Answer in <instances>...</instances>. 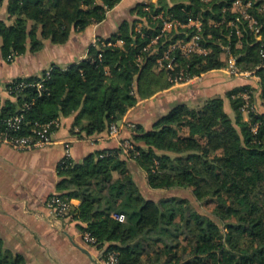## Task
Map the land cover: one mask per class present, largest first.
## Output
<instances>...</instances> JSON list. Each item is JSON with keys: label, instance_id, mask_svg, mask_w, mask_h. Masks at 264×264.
Wrapping results in <instances>:
<instances>
[{"label": "trees", "instance_id": "1", "mask_svg": "<svg viewBox=\"0 0 264 264\" xmlns=\"http://www.w3.org/2000/svg\"><path fill=\"white\" fill-rule=\"evenodd\" d=\"M142 1L135 3L115 33L89 46L85 59L67 69L51 66L41 90L26 87L9 94L15 102L0 106V125L22 114L21 134L32 135L39 125L74 115L71 133L77 138L108 132L138 102L171 88L169 78L181 69L198 78L220 70L225 65L219 59L220 41L238 56L241 69L264 64V0L253 1L247 10L257 22L259 39L248 20L231 11L229 1L184 0L170 5L172 0H157L166 14L181 22L202 16V28L211 34L204 45L210 49L207 54L182 57L173 63L174 69L164 70L153 69L154 57L144 51L157 31L151 28L141 36L135 30L146 14ZM119 2L8 0V12L15 20L9 26L0 22V51L11 61L26 51L28 41L31 50H37L41 40L65 44L73 32L104 22ZM210 3L212 9L203 12ZM139 58L144 63L139 64ZM46 72L13 82L35 83ZM255 74L257 86L232 87L200 107L175 103L149 129L124 121L125 139L132 145L127 153L118 146L98 150L82 162L69 157L59 164L60 180L52 196L80 201L64 218L70 216L80 233L90 234L95 243L89 245L102 253L103 260L106 252L114 251L117 264H264V67ZM245 92L250 97L246 109ZM56 129L57 122L49 132ZM135 168L142 171V179L133 175ZM163 191L173 194L164 198ZM202 207L210 208L209 213ZM112 214H123L125 219L118 221ZM0 264L27 262L5 249L0 239Z\"/></svg>", "mask_w": 264, "mask_h": 264}, {"label": "crops", "instance_id": "2", "mask_svg": "<svg viewBox=\"0 0 264 264\" xmlns=\"http://www.w3.org/2000/svg\"><path fill=\"white\" fill-rule=\"evenodd\" d=\"M138 1L121 0L107 13L104 22L89 26L82 32H73L65 44L41 40L40 47L31 50L28 41L26 51L11 61L3 57L0 51V106L15 102L6 91L7 85L14 80L41 76L53 65L67 69L85 59L94 39H106L115 33L121 20L128 18L131 8ZM120 8L124 9L121 18H118L117 10ZM14 20L15 17L8 12V0H4L0 7V22L9 26ZM36 35L37 39L40 38L38 31ZM209 76L200 78V82L196 83L191 81L172 85L168 90L138 102L124 116L122 123L132 121L149 129L155 119L165 114L175 103L185 102L191 107H200L211 97L207 93L208 88H203ZM238 79L236 86L258 83L250 78ZM192 96L197 98L192 99ZM73 120L74 115L57 119V129L52 133L53 143L49 146L18 151L0 145V239L5 249L22 255L27 264H104L102 253L83 241L77 222L70 216L54 217L45 203L57 191L56 186L60 180L58 167L67 148L72 161L82 162L98 150L118 147L128 133L122 129V125L117 124L120 129L115 137H108V132H103L79 139L71 133ZM133 175L136 179L144 177L142 171L136 168ZM79 202L70 199V209L76 208Z\"/></svg>", "mask_w": 264, "mask_h": 264}, {"label": "built area", "instance_id": "3", "mask_svg": "<svg viewBox=\"0 0 264 264\" xmlns=\"http://www.w3.org/2000/svg\"><path fill=\"white\" fill-rule=\"evenodd\" d=\"M235 1L244 8L243 9L244 11L240 14L245 20H248L251 30L254 32L255 35H257L259 33V27L257 26V22L255 21L253 17H251L247 13V10L249 9L250 4L246 0L243 2L241 0H235ZM3 2L4 0H0V7L3 4ZM262 10L264 11V8H262ZM166 17L167 18H164L161 12L156 14V18H158L159 21L161 22V24L159 25L160 32L165 31L163 26L164 27L169 26L173 30L185 29V28L187 29L192 26L189 24L194 21V20H190L187 22H181L180 20L172 17V15L170 14L169 15L167 14ZM136 26H135V30L137 31V33L143 36V32ZM196 27L199 29L198 26ZM196 38L197 37H195V39ZM157 39H158V34L157 36H154L153 39L150 40V42L155 41ZM195 39L193 40L196 41ZM99 42H100V39L95 38L93 41V45L97 46ZM193 42L176 43L175 45H171L170 47L174 48L175 46H178L183 51V49H185L186 46H189L191 50L203 51L204 54L202 53V55L207 54L205 52L206 47H203L202 49H200L201 47L198 46V44H192ZM263 56H264V53H263ZM172 66H173V63L170 65L171 69H173ZM260 67H264V64L262 63L258 65L256 69ZM256 69L243 70L240 67H238V65L236 64V60H234L233 64L229 67V72L230 74L236 77L250 78V79H254L257 82H259V77L255 74ZM49 78H50V68L47 70L45 75L41 77V79L38 82H35V83L13 82L12 85L9 88H7L6 91L8 94H12L13 92H17V91L19 92L26 87H33V88H36L37 90H41L43 87V82ZM196 78L198 77L196 76L189 77L188 75H185L183 72H180L178 76L177 75L175 76V79L173 82H174V85H180V84L191 82ZM179 81H182V83ZM242 98L245 101V107H248L247 101L250 98L249 93L248 92L243 93ZM23 123H24V118L22 114L14 115L8 118L7 120H5L3 124L0 125V145L8 146L18 151H30V150L40 149V148L49 146L53 143L52 134L49 132V128L52 124L56 123L55 121L48 123V124L39 125L38 128L32 130V135H22L21 134ZM128 126L130 128L133 127V125H130V124H128ZM118 132H119V127L117 125H111L108 130V137H115L117 136ZM119 146L123 148L125 153H127L129 150L132 149V145L127 139L120 141ZM66 147H68L67 144H66ZM69 157H70V153H69V149L67 148L65 156L63 160L61 161V163L64 164L66 162L64 159H69ZM45 207L49 210V212L54 217L64 218L69 213L71 204H70V200L68 199L59 198L57 196H51L47 199L45 203ZM114 219L118 221H124L125 217L123 214H114ZM81 237L83 241L86 242L87 244L93 245L95 243V240L90 236L88 232L81 233ZM103 261H104V264H117L118 262L117 254L114 251H108L105 253Z\"/></svg>", "mask_w": 264, "mask_h": 264}, {"label": "rangeland", "instance_id": "4", "mask_svg": "<svg viewBox=\"0 0 264 264\" xmlns=\"http://www.w3.org/2000/svg\"><path fill=\"white\" fill-rule=\"evenodd\" d=\"M182 1H184V0H172V1H170V5L178 4ZM205 1L206 2L211 1L214 4L215 3L217 4L221 0H205ZM223 1L224 2L225 1L231 2L232 4H231L230 9H231V11L235 12L236 14L242 13L244 11L243 10L244 8L240 4H238L235 0H223ZM241 1L243 2L245 0H241ZM246 1L250 4V6H249V8H250L253 1H257V0H246ZM184 2L189 3V0H185ZM144 4H145V7L143 10H145L146 14L140 18V21L137 22L136 27L139 28L142 32L145 30H150L151 28H152V30L157 31L158 39L150 42L144 50L147 52V55L154 57L153 69H158V70L159 69H163V70L164 69H171L170 65L172 63L176 62L177 60H180L182 57L185 60H188V59H192L193 55H196V54L202 55L203 51L191 50V48L189 46H186L188 48L185 47V49H183V51L178 46H175L174 48L170 47L171 45H175L176 43H181V42L191 43L194 41L193 39H195V37H197L195 39L196 41H194L192 44H198V46L201 47V48L199 47L200 49L205 47L204 45L211 38V34H210V31H207L209 34H206V30H205L206 28L205 27L202 28L204 25V23L202 21V16H199V17H201L199 19L198 18L193 19L194 21L189 24V25H192L190 28L173 30L169 26H165V27L163 26L165 31L160 32L157 30V27L159 26V23H158L159 19L156 18V14L161 12L163 17L167 18L166 12L161 9L162 4L159 3L157 0H144ZM210 7H212V3L208 4L207 7H204V9H202V11L204 12L207 9L211 10L212 8H210ZM262 8H264V5ZM122 9H124V8H120L117 10V14H118L117 17L118 18H121L120 16L122 15L121 13L123 12ZM159 9H160V11H159ZM221 10H222L221 12H223L224 9L222 8ZM223 15L225 16V14H223ZM208 22H209L208 24H213V22L210 19L208 20ZM160 24H161V22H160ZM214 25L216 26L215 23H214ZM232 25H233V22L228 24V26H232ZM196 26H198L199 29ZM236 27H238V26H236ZM158 32H160V33H158ZM157 34H156V36H157ZM229 36H230V33L228 34V38H229ZM255 36L258 37L257 39H259V37H260L258 34ZM152 39H153V37H152ZM216 43H218V41H216ZM220 45H221L222 53L219 55V59L221 61H223L225 65L220 69V71H213L212 74H208L210 76H209V79L207 81V85L204 83L205 86H203V88H208L209 91H207V93H209L210 94L209 96H211V97H214V96H222L223 97L229 89H231L232 87H235L236 84H238V82H237V80H239L238 78H241V77H236V76L230 74V72H229V67L233 64L234 60L238 59V56L235 55V53L230 49V47L228 45H224L223 41H220ZM236 46L239 47V42H237ZM170 49H172V50H170ZM209 51H210V49L206 48L205 52L208 53ZM144 61H145L144 59H141V58L138 59L139 64L144 63ZM173 69H174V67H173ZM181 72H182V69H181ZM183 73H184V71H183ZM176 75L178 76L179 74L175 73V75H173V77L169 78V81H172V83H173L172 85H174L173 81H174ZM199 80H200V78H196L193 80L194 81L193 83L200 82ZM179 82L182 83V81H179ZM199 88H201V87L199 86ZM204 91H206V90H204ZM253 95H254V98L256 100L257 105H259L260 101H261V98L259 96L260 95L259 90L255 89ZM191 98L196 99L197 97L192 96ZM225 103H226L227 111L233 117L234 114L231 111L229 101L226 98H225ZM247 103L250 104V100H248ZM245 109H246V107H245ZM242 111L244 112V114H243L244 118L247 120L248 119L247 112L245 110H242ZM115 175L117 177V174L113 173L114 177H115ZM172 194H173L172 192L163 191L161 193V196L166 198V197L172 196ZM180 195L193 200L191 198V195L188 193H180ZM195 204H196V202H195ZM209 209L210 208L202 207V211H206V213H209L208 212ZM112 217L114 218V214H112Z\"/></svg>", "mask_w": 264, "mask_h": 264}, {"label": "water", "instance_id": "5", "mask_svg": "<svg viewBox=\"0 0 264 264\" xmlns=\"http://www.w3.org/2000/svg\"><path fill=\"white\" fill-rule=\"evenodd\" d=\"M117 124L120 126L122 124V119L119 118Z\"/></svg>", "mask_w": 264, "mask_h": 264}]
</instances>
